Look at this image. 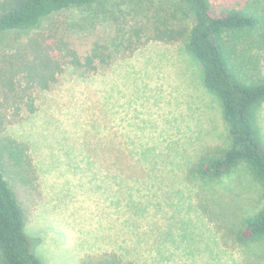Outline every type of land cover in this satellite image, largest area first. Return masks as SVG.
Here are the masks:
<instances>
[{"label": "rangeland", "instance_id": "obj_1", "mask_svg": "<svg viewBox=\"0 0 264 264\" xmlns=\"http://www.w3.org/2000/svg\"><path fill=\"white\" fill-rule=\"evenodd\" d=\"M136 1L105 0L98 7L66 10L53 19L80 57L94 43L106 47V65H97L95 71L67 65L61 77L90 83L93 94L103 97L109 122L118 119L125 136L124 181L108 187L104 197H92L97 209L93 206L91 223L80 216L87 209H81L79 201L69 227L40 218L43 197L28 153V144L40 142L34 138L37 125L44 132L55 131L54 138H47L50 145L62 147L65 139L72 140L68 134L81 130L79 116L84 114L74 102L67 101L61 109L68 122L38 120L36 111L30 114L24 107L0 133V156L24 210L31 252L42 264H253L259 248L240 244L235 233L243 219L260 209V186L242 166L219 180H194L191 170L200 157L229 143L220 104L204 88L201 67L183 42L143 43L142 35L139 40L129 37L140 25L154 22L160 5L167 8V0H151V5L140 3L142 11ZM26 38L27 31L1 32L0 53ZM258 58L264 76V52ZM82 105L88 107L84 101ZM257 122L264 140V103ZM98 129L91 119L83 126ZM130 148L133 155L126 153ZM116 196L122 200L116 202Z\"/></svg>", "mask_w": 264, "mask_h": 264}, {"label": "trees", "instance_id": "obj_2", "mask_svg": "<svg viewBox=\"0 0 264 264\" xmlns=\"http://www.w3.org/2000/svg\"><path fill=\"white\" fill-rule=\"evenodd\" d=\"M104 1L0 0V33L27 31L24 42L0 53V133L24 107L30 114L36 111L34 92L51 89L67 65L95 71L108 63L105 46L94 43L80 57L53 26L63 11L98 7ZM144 2L152 4H135ZM154 18L129 37L139 40L142 35L143 43L183 42L200 65L204 88L219 101L229 143L200 157L191 173L196 181H215L242 166L258 183L261 207L242 220L235 239L258 247L253 264H264V140L257 122L264 103V76L257 66L258 54L264 52V0H167V8L160 5ZM5 172L0 156V264H42L31 252L24 210Z\"/></svg>", "mask_w": 264, "mask_h": 264}, {"label": "crops", "instance_id": "obj_3", "mask_svg": "<svg viewBox=\"0 0 264 264\" xmlns=\"http://www.w3.org/2000/svg\"><path fill=\"white\" fill-rule=\"evenodd\" d=\"M67 101L74 102L76 109L84 113L79 116L83 124H79L81 130H73L72 134H68L72 140L65 139L62 147L58 143L50 145V141L46 143L47 138H54L55 131L44 132L37 125L34 138L40 139V142L37 141L39 144L34 146L26 142L34 170L33 179L43 197L39 216L58 227L68 226V220L76 218L77 201L81 209H87V213L81 212L80 216L86 218L88 222L85 223H91L95 217L92 214L93 206L97 209L92 197H104L108 187H117L124 181L125 136L122 123L119 126L118 119L114 121V118L109 122L106 108L101 104L103 97L93 94L90 83L75 78L62 79L60 76L51 89L35 94L34 115L39 116L38 120L46 119L51 123L58 121L60 124L62 120L68 122L70 120L63 119L61 115L65 112L62 113L61 109H64ZM83 101L88 107L82 105ZM91 101L92 104H88ZM49 116L56 118L51 120ZM90 119L99 125L97 131L83 130ZM37 142L33 141V144ZM126 153L134 154L131 148ZM118 199L116 196L115 201ZM59 200L62 207L58 205ZM72 225L78 227L74 222Z\"/></svg>", "mask_w": 264, "mask_h": 264}]
</instances>
